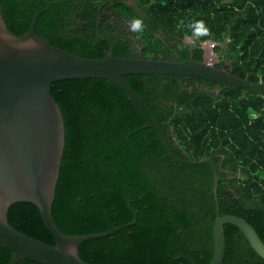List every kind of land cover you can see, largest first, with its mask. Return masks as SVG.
<instances>
[{
    "label": "trees",
    "instance_id": "obj_1",
    "mask_svg": "<svg viewBox=\"0 0 264 264\" xmlns=\"http://www.w3.org/2000/svg\"><path fill=\"white\" fill-rule=\"evenodd\" d=\"M102 1L0 0V7L7 29L21 36L34 15L48 6L38 16L34 34L69 54L101 59L109 49L95 30ZM132 1L141 15L125 0L99 9L101 36L109 32L103 27L110 15L144 21L140 34L110 31L115 57L170 59L165 42L154 34L161 30L168 38L179 36L180 46L183 36L215 43V54L231 62V74L264 82V0ZM200 21L211 34L197 38L192 26ZM134 43L141 48L140 56L132 54ZM123 77L158 125V107L175 109L169 122L175 142L196 159L222 152L225 165L242 177L229 180L227 187L219 179L213 192L209 166L173 162L118 84L92 78L54 82L50 93L65 130L51 206L55 225L64 235H90L130 223L136 216L127 228L81 243L80 259L90 264H208L217 215L244 219L264 243V96L228 87L218 94L191 93L179 85L184 76ZM7 221L18 232L55 245L33 204H12ZM224 236L222 264H264L237 228L225 224ZM11 255L0 248V264H8Z\"/></svg>",
    "mask_w": 264,
    "mask_h": 264
},
{
    "label": "water",
    "instance_id": "obj_2",
    "mask_svg": "<svg viewBox=\"0 0 264 264\" xmlns=\"http://www.w3.org/2000/svg\"><path fill=\"white\" fill-rule=\"evenodd\" d=\"M41 8L33 17L25 34L13 35L6 27L0 7V248L11 252L8 264L29 260L38 264H90L65 254L69 245L110 236L136 222L90 235H64L55 225L51 206L65 146L64 121L59 106L51 96L54 82L69 79H107L118 84L128 100L140 111L145 128L155 131L176 162L185 165L213 164L207 159L197 162L181 161L173 156L167 138L153 121L141 99L124 79V75H153L202 78L220 87L240 88L258 97L264 96V82H251L225 72L215 66L218 57L210 46H203L201 61H170L142 57L119 58L113 55V40L107 34L99 40L109 49L101 59H88L69 54L50 44L48 39L34 34V26ZM190 38L184 40L190 44ZM209 42H207L208 44ZM218 178H213V192ZM216 201V195H214ZM33 204L55 240L51 246L15 230L7 221V213L14 203ZM237 228L253 251L264 260V243L244 219L234 215H217L213 219V254L208 264H222L225 254L224 225Z\"/></svg>",
    "mask_w": 264,
    "mask_h": 264
},
{
    "label": "flooded vegetation",
    "instance_id": "obj_3",
    "mask_svg": "<svg viewBox=\"0 0 264 264\" xmlns=\"http://www.w3.org/2000/svg\"><path fill=\"white\" fill-rule=\"evenodd\" d=\"M117 1V0H116ZM124 1V0H121ZM126 3L133 7L135 9V12L137 14H142L139 9L137 8L136 4L132 1V0H125ZM114 2V0H103L101 2V5L98 7V11H97V19L98 14H99V9L101 8L102 4H108L107 7L109 5H112ZM106 14V12H103ZM107 14H111L110 12H107ZM133 19H125L124 17H114L112 15H110V19L107 20L108 25L104 26V28L108 29L109 32H106V34L104 35H111L110 31H118V32H122L125 33L127 35H130L131 32L129 31V24L131 23ZM97 21V20H96ZM100 18H99V25H98V31H99V26H100ZM95 30H96V23H95ZM96 34H97V30H96ZM159 39H161L163 42H165L166 47L168 48L169 52H171V55L168 60L170 61H185V60H196V61H201L203 59V50L202 47L203 46H209L211 43L213 44V42L211 41H204L201 42L199 41V43L197 42V40H195L192 37H188V36H183L181 38V46L180 44L177 42V39L180 38L179 36H172V37H167L165 36V34L163 33V31L161 30H156L154 33ZM98 37V35H97ZM190 38V44H187L184 42V40L186 38ZM132 38V37H131ZM133 40V38H132ZM167 40V41H166ZM207 42H209L207 44ZM185 46L186 49V54H187V58H184V49L183 47ZM215 46V45H214ZM214 46L211 49L212 53L214 52ZM140 52H141V48L138 46V44H133V50H132V54L135 56H140ZM158 57L162 58L163 56L158 54ZM218 62L215 63V66L225 72L230 73V70H232L231 67V62L229 60L226 59H221L220 56H218ZM195 79H191L190 77H186L183 81L179 82V85H181L182 87H186L188 89L189 92H194V91H214L216 94L219 93L220 89L222 87L219 88V90L216 89V84L210 81H207L205 79H201V81H199V79H196V77H193ZM224 88V87H223ZM170 104V103H169ZM157 109V108H156ZM175 109L173 111V107H170L167 105V107H158V109L156 110L155 118L161 120V126L158 125L161 130L164 132L166 138H167V142L169 144V147L172 151L173 156H175L177 159L181 160V161H190V162H197L200 161L202 159H207L208 161H210L213 164V167L210 166L209 164H201V165H207L209 166V168L211 169L212 172V176L214 178V175L216 174V177L222 180V183L227 187L229 186V180L232 179H236V178H241L242 174H240V171L236 170L234 171L233 169L227 167L225 165V157L224 154L220 151H213L212 153L209 154H205L204 156L200 157V158H195L194 156H192V152H189L187 150H185V148H183L180 144H178L177 142L174 141V134L172 129L169 126V122L172 118L173 113H175ZM153 121L154 118H152ZM156 122V121H155ZM153 130V129H152ZM155 132V131H154ZM156 134V133H155ZM157 135V134H156ZM159 138V137H158ZM162 142V141H161ZM163 144V143H162ZM164 149L166 151V155L175 163H179L182 164L180 162H176L175 160H173V158L169 155L167 148L165 147V145L163 144ZM166 155H162V158H165ZM185 165V164H182ZM189 166V165H186ZM191 166H195V165H191ZM206 170H204L203 172H205Z\"/></svg>",
    "mask_w": 264,
    "mask_h": 264
},
{
    "label": "clouds",
    "instance_id": "obj_4",
    "mask_svg": "<svg viewBox=\"0 0 264 264\" xmlns=\"http://www.w3.org/2000/svg\"><path fill=\"white\" fill-rule=\"evenodd\" d=\"M192 27H193V34L197 38L199 36L211 34L210 31L204 26L203 21L197 22V24ZM144 30H145V24L142 18H135L129 24V31L132 33L140 34L143 33ZM65 254L76 259L79 258L78 249L75 245L67 246L65 249Z\"/></svg>",
    "mask_w": 264,
    "mask_h": 264
},
{
    "label": "built area",
    "instance_id": "obj_5",
    "mask_svg": "<svg viewBox=\"0 0 264 264\" xmlns=\"http://www.w3.org/2000/svg\"><path fill=\"white\" fill-rule=\"evenodd\" d=\"M209 46H210V48L212 49L214 45L211 43Z\"/></svg>",
    "mask_w": 264,
    "mask_h": 264
},
{
    "label": "rangeland",
    "instance_id": "obj_6",
    "mask_svg": "<svg viewBox=\"0 0 264 264\" xmlns=\"http://www.w3.org/2000/svg\"><path fill=\"white\" fill-rule=\"evenodd\" d=\"M213 45H215V43H213Z\"/></svg>",
    "mask_w": 264,
    "mask_h": 264
}]
</instances>
